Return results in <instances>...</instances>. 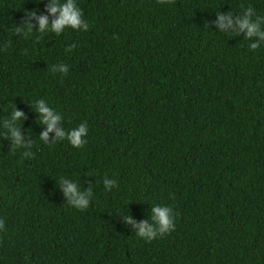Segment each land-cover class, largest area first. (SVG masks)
Masks as SVG:
<instances>
[{"label":"trees","instance_id":"obj_1","mask_svg":"<svg viewBox=\"0 0 264 264\" xmlns=\"http://www.w3.org/2000/svg\"><path fill=\"white\" fill-rule=\"evenodd\" d=\"M48 2L0 0V124L22 110L33 142L26 157L0 136V264H264V44L209 23L264 16V0H77L87 32L41 34L33 19L17 35ZM38 99L58 128L86 122L87 143L41 140ZM61 177L92 187L87 209ZM155 204L175 227L146 240L124 216L151 222Z\"/></svg>","mask_w":264,"mask_h":264},{"label":"clouds","instance_id":"obj_2","mask_svg":"<svg viewBox=\"0 0 264 264\" xmlns=\"http://www.w3.org/2000/svg\"><path fill=\"white\" fill-rule=\"evenodd\" d=\"M41 2V0H38ZM47 15H37V10L25 12V16L21 24H16L15 32L17 35L29 37L34 34L32 20H36L38 24V33L44 34L48 31L56 35L62 34L66 28L73 30L87 32L89 30V23L84 18V13L79 7L77 0H49L46 5ZM49 15L54 17L51 23L49 22ZM211 26L220 32L224 33H243L244 36L252 41L249 48L256 50L264 44V16L256 15L252 7L246 8L242 14L235 15L231 11L216 12V18L209 22ZM39 38V37H38ZM70 46L66 51H71ZM53 72L63 73L67 75L69 66L63 63L53 65ZM35 110L39 114L40 124L46 126L45 130L41 132L40 139L44 142L50 143L49 133L55 132V137L51 142L67 139L69 143L76 148H81L87 143V135L89 132L87 123H81L77 127L66 130L58 128L57 124L63 119L62 114L53 109L44 99L35 101ZM25 113L13 108L10 118L3 120L0 128L6 131H0V136L9 139L10 151L15 152L17 149H24L23 155H31L32 141L27 140L25 135L21 132L20 121L26 120ZM103 186L105 191H111L118 187L116 179H109L107 176L103 179ZM59 188L66 197V203L79 209H87L93 198V189L88 187L81 190L79 184L74 180H69L61 177L59 180ZM126 223L131 224L133 228L138 229L136 234L146 240H152L158 235L162 236L175 227V217L172 207L168 205L155 204L151 207V222L144 221L139 224L129 215L124 216ZM4 227V221L0 220V228Z\"/></svg>","mask_w":264,"mask_h":264}]
</instances>
